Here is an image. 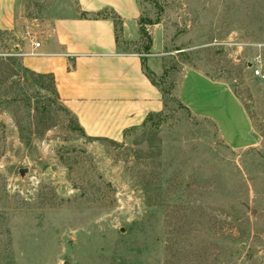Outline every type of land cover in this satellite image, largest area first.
Masks as SVG:
<instances>
[{
    "label": "rangeland",
    "instance_id": "obj_1",
    "mask_svg": "<svg viewBox=\"0 0 264 264\" xmlns=\"http://www.w3.org/2000/svg\"><path fill=\"white\" fill-rule=\"evenodd\" d=\"M65 1L20 0L14 29L0 30V264H264V79L248 66L264 0H139L148 33L159 23L166 108L119 141L86 135L52 77L16 53ZM118 41L151 53L141 31L126 40L118 27ZM189 66L231 85L256 145L233 149L181 104Z\"/></svg>",
    "mask_w": 264,
    "mask_h": 264
},
{
    "label": "crops",
    "instance_id": "obj_2",
    "mask_svg": "<svg viewBox=\"0 0 264 264\" xmlns=\"http://www.w3.org/2000/svg\"><path fill=\"white\" fill-rule=\"evenodd\" d=\"M19 2L0 0V30L14 29ZM55 7L58 10L54 14L33 22L32 32L28 31L15 49L26 69L54 78L60 100L86 135L119 141L126 131L165 110L163 92L146 74L142 54L120 48L118 26L106 12L121 19L126 40L139 39V0H66ZM158 25L150 28L153 43L147 64L154 74L162 75L165 67L159 57L163 45L156 31ZM29 34L41 43L39 47H35ZM254 51L248 66L252 63L264 73V44ZM184 73L186 80L184 84L177 83L175 91L192 115L217 122L220 137L233 149L258 143L251 114L226 80L194 66L186 67ZM226 101L234 104L244 128L237 124L234 112L226 108ZM246 130L253 137L244 139Z\"/></svg>",
    "mask_w": 264,
    "mask_h": 264
},
{
    "label": "trees",
    "instance_id": "obj_3",
    "mask_svg": "<svg viewBox=\"0 0 264 264\" xmlns=\"http://www.w3.org/2000/svg\"><path fill=\"white\" fill-rule=\"evenodd\" d=\"M100 15H101V13H100V14H97V16H100ZM111 17L115 20L116 25L121 29V19H120L116 14L111 15ZM141 20H142V19H140V22H141V25H140V31H141V33H142L144 36H146V37L148 38V40H149V44H148V46L146 47V52L149 53V52H150V49H151V46H152V43H153V39H152V37L150 36V34L148 33L147 28L143 26ZM142 58H143L142 63H143L144 70H145L146 74H147L148 77L152 80V82H153L154 84H157V83L154 81V79H153V76H155V74H154V72L150 69V67H149L148 64H147V58H145V57H142ZM45 76H46V75H45ZM48 76H51V75H48ZM51 77H52V76H51ZM52 79H53V81H54V78H53V77H52ZM54 84H55V81H54ZM157 85H158V84H157ZM158 86H159V85H158ZM55 88H56V86H55ZM56 91H57V90H56ZM148 118H149V117H148ZM147 120H148V119H147ZM147 120H146V121H147Z\"/></svg>",
    "mask_w": 264,
    "mask_h": 264
},
{
    "label": "built area",
    "instance_id": "obj_4",
    "mask_svg": "<svg viewBox=\"0 0 264 264\" xmlns=\"http://www.w3.org/2000/svg\"><path fill=\"white\" fill-rule=\"evenodd\" d=\"M29 36L30 39L34 42L35 47H39L41 43L39 41H35V37L33 36V34H29ZM254 72L257 77L264 79V73L259 68H255Z\"/></svg>",
    "mask_w": 264,
    "mask_h": 264
},
{
    "label": "water",
    "instance_id": "obj_5",
    "mask_svg": "<svg viewBox=\"0 0 264 264\" xmlns=\"http://www.w3.org/2000/svg\"><path fill=\"white\" fill-rule=\"evenodd\" d=\"M249 65H252V63H250Z\"/></svg>",
    "mask_w": 264,
    "mask_h": 264
}]
</instances>
